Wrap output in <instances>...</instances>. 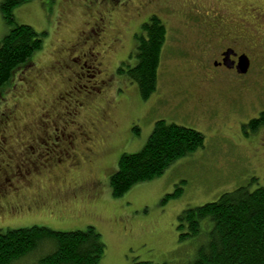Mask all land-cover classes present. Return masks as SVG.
Wrapping results in <instances>:
<instances>
[{"label": "rangeland", "instance_id": "1", "mask_svg": "<svg viewBox=\"0 0 264 264\" xmlns=\"http://www.w3.org/2000/svg\"><path fill=\"white\" fill-rule=\"evenodd\" d=\"M148 1L30 0L12 11L17 23L46 35L42 48L14 71L0 90V112L14 102L18 104L16 129H11V134L29 132L30 120L39 113L41 100L55 98L63 90L67 75L55 62L70 56L69 50L89 46L90 41L79 42L85 37L82 31L92 17L107 15L108 27L97 46L102 70L96 76V80L105 81V96L88 102L83 113L84 123L93 132L96 155L79 171L61 172L55 179L40 177L25 195L29 208L20 215L21 220L7 222L9 228L37 225L55 231L93 226L105 246L98 264H188L194 259L199 241L180 240L177 226L181 212L214 201L239 186L251 190L264 186V123L255 130L249 124L264 112V15L260 21L252 14L242 16L238 9L252 4L264 14V0H232L225 11L223 3L228 0H204L209 10L219 14L224 11L230 26L227 31L237 36L233 41L219 37L207 40L211 36L208 26L200 19L186 17L183 3L173 1L176 10L172 12L170 7L155 8L149 3L150 8H146ZM150 12L166 26V40L157 88L143 100L126 74L113 70L121 62L125 70L135 63L134 34ZM240 17L245 21L241 22ZM9 29L0 11V39ZM227 45L249 54L251 63L246 73L237 76L213 70L212 61ZM207 72L214 77H205ZM83 74L84 69L76 68L66 88L76 86V76L89 85L87 73ZM116 90L120 91L118 98L109 101ZM132 118L136 122L128 126ZM116 119L118 142L113 143L108 121ZM157 120L197 130L203 136L202 146L176 159L159 176L113 197L109 176L116 170L119 157L140 151ZM177 189L178 196L167 197ZM30 261L24 258L16 264Z\"/></svg>", "mask_w": 264, "mask_h": 264}, {"label": "trees", "instance_id": "2", "mask_svg": "<svg viewBox=\"0 0 264 264\" xmlns=\"http://www.w3.org/2000/svg\"><path fill=\"white\" fill-rule=\"evenodd\" d=\"M28 1L0 3L3 20L10 26L0 39V90L13 72L43 45L46 32H38L14 19L13 9ZM134 39L135 63L126 70L119 67L117 73H125L136 85L140 97L147 100L157 88L166 26L157 15H151L140 25ZM260 123H264V112L249 124L255 130ZM153 126L140 151L119 157L116 170L109 176L113 197H120L133 185L159 176L176 159L203 144L202 134L195 129L165 120H157ZM134 131L138 128L134 127ZM179 191L167 197H176ZM177 227L180 240L199 241L194 259L188 264H264V186L252 190L239 186L214 201L187 207L181 212ZM104 248L93 226L85 230L55 231L33 225L0 231V264H16L24 258H31V264H98ZM133 264L156 263L135 261Z\"/></svg>", "mask_w": 264, "mask_h": 264}, {"label": "flooded vegetation", "instance_id": "3", "mask_svg": "<svg viewBox=\"0 0 264 264\" xmlns=\"http://www.w3.org/2000/svg\"><path fill=\"white\" fill-rule=\"evenodd\" d=\"M173 1L185 5L184 15L186 17H192L195 21L200 19L203 22L202 25L208 26L209 29L207 30L206 27V30L211 31V36L207 40L218 39V37L222 41L236 40L237 36L227 31V28H230L229 21L222 14L228 10L229 5L233 3L232 0L223 3L224 11L220 14L209 10V6H206L207 1L204 0H154L153 2L149 0L146 8L149 7V3L150 7L154 6L155 8L170 7L173 12V9L176 10L171 4ZM234 4L238 6L237 2ZM238 9L242 11V16L252 14L258 20L263 21L264 14L258 6L245 4ZM152 12L149 14L155 15ZM240 21L244 22L245 19L240 17ZM218 22L223 24L218 25ZM107 27V15L100 13L96 17H92L89 26H85V30L81 33L85 37L79 38L80 43L90 41L91 44L80 50H69L72 53L65 58L66 60L60 59L55 62L58 63L57 67L64 71L63 75H67V79L63 81L64 86L61 87L63 90H59L55 98L41 100L39 113L30 120L32 127L30 125L29 132L10 133L11 129H16L15 121H17L18 109L16 102L4 112H0V231L11 229L7 222L21 220L22 216L20 217V215L29 208L28 202L25 201V195L34 184L39 183L40 177L53 176L55 179L61 172L79 171L84 164L95 157L93 132L91 133L89 127L84 123L83 113L88 102L94 103L93 99L105 96V81L100 78L96 80V76H100L102 70L97 46L102 43ZM225 32L230 35H226ZM227 51H230L228 57L225 56ZM241 55H246L251 63L249 54L238 51L231 45L224 46L219 50L217 59L212 61V68L239 76L241 74L237 72L236 65ZM122 64L125 63L118 64L113 73L115 69L117 72L119 67L125 70V65ZM76 68L84 69L83 75L86 76V72L87 81L91 83L89 85L86 84V81L81 83L82 77L76 76L77 79L74 81L76 86L72 85L71 89H68L66 87L72 80L71 74L74 76ZM211 72H207L204 76L213 78L214 75ZM120 74L123 73L120 72ZM80 87L89 89L84 91ZM119 90L121 89L119 88ZM118 92L120 91L116 90L113 96H110L109 101L113 97H117ZM65 96L68 98L64 99ZM128 107L129 105L126 106V108ZM132 122H136V118H132L128 126ZM108 123L111 129L110 135L114 133L109 135L111 142H118V137H116L118 119L108 121ZM131 127L133 126L131 125ZM94 131L96 133V129Z\"/></svg>", "mask_w": 264, "mask_h": 264}, {"label": "water", "instance_id": "4", "mask_svg": "<svg viewBox=\"0 0 264 264\" xmlns=\"http://www.w3.org/2000/svg\"><path fill=\"white\" fill-rule=\"evenodd\" d=\"M230 54V51H227L225 53V56L228 57ZM249 66H250V62H249V59L246 55H241L239 58H238V62H237V65H236V70L239 74H244L248 71L249 69Z\"/></svg>", "mask_w": 264, "mask_h": 264}]
</instances>
